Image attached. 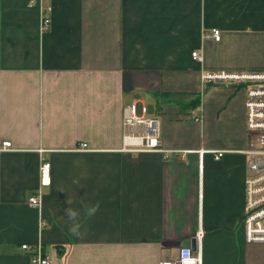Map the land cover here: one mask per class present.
Returning a JSON list of instances; mask_svg holds the SVG:
<instances>
[{
	"label": "crops",
	"instance_id": "crops-1",
	"mask_svg": "<svg viewBox=\"0 0 264 264\" xmlns=\"http://www.w3.org/2000/svg\"><path fill=\"white\" fill-rule=\"evenodd\" d=\"M38 1L0 0V264L38 241L51 264H264L244 236L245 89L202 93L204 72L264 70V0ZM132 102L166 153L122 150Z\"/></svg>",
	"mask_w": 264,
	"mask_h": 264
},
{
	"label": "built area",
	"instance_id": "built-area-1",
	"mask_svg": "<svg viewBox=\"0 0 264 264\" xmlns=\"http://www.w3.org/2000/svg\"><path fill=\"white\" fill-rule=\"evenodd\" d=\"M29 7L40 6L38 0H29ZM49 10V9H48ZM51 19L41 8L40 33L49 30ZM212 37L219 41L221 32L212 31ZM192 58L202 61L203 55L199 50L192 52ZM204 83H232L245 89L246 130L249 138L248 174L245 178V207H244V236L249 244H264V70L246 71L239 73L204 72ZM145 111V108H144ZM122 150L130 153H166L160 141V128L156 119L139 116L136 103L132 102L124 109ZM196 120L199 118H195ZM81 145V149L86 148ZM12 143L6 141L0 146V151L12 150ZM201 155L204 151L201 150ZM216 159L221 158L225 151H210ZM39 187L37 194L29 197L30 206L40 208L42 205V188L51 183V163L41 159L39 166ZM22 249L29 253L30 264H51L44 254L41 241L36 244H23ZM160 264H202L201 255L185 248L180 252L177 261H164Z\"/></svg>",
	"mask_w": 264,
	"mask_h": 264
},
{
	"label": "trees",
	"instance_id": "trees-1",
	"mask_svg": "<svg viewBox=\"0 0 264 264\" xmlns=\"http://www.w3.org/2000/svg\"><path fill=\"white\" fill-rule=\"evenodd\" d=\"M208 87H209V85L207 84V85L204 87L202 93H204V92L208 89ZM202 93L199 94V95H197V98H198V99H197V102H196V104H195L194 106H198V105L200 104V97H201ZM162 96H164V97H169V96H171V95H169V94H162ZM188 107H190V105H189Z\"/></svg>",
	"mask_w": 264,
	"mask_h": 264
}]
</instances>
